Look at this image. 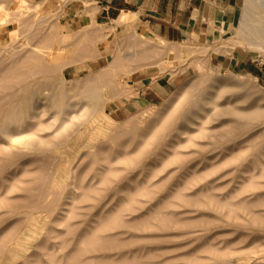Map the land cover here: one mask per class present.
<instances>
[{
	"label": "rangeland",
	"instance_id": "obj_1",
	"mask_svg": "<svg viewBox=\"0 0 264 264\" xmlns=\"http://www.w3.org/2000/svg\"><path fill=\"white\" fill-rule=\"evenodd\" d=\"M69 2L0 0V264H264V49L236 35L246 0L206 48L129 13L71 30ZM154 75L167 91H138Z\"/></svg>",
	"mask_w": 264,
	"mask_h": 264
},
{
	"label": "crops",
	"instance_id": "obj_2",
	"mask_svg": "<svg viewBox=\"0 0 264 264\" xmlns=\"http://www.w3.org/2000/svg\"><path fill=\"white\" fill-rule=\"evenodd\" d=\"M68 26L71 30L90 22L108 25L123 12L131 13L144 33L171 44L194 42L210 47L234 28L241 10L240 0H69ZM88 11V13H87ZM90 21V22H88ZM220 27V28H219ZM231 58L229 64L238 63ZM235 61V62H234ZM247 64H244L245 67ZM249 66V65H248ZM262 71V70H261ZM146 76L151 71L144 72ZM264 76V72H261ZM165 76L138 81V91L155 96L167 91Z\"/></svg>",
	"mask_w": 264,
	"mask_h": 264
},
{
	"label": "bare ground",
	"instance_id": "obj_3",
	"mask_svg": "<svg viewBox=\"0 0 264 264\" xmlns=\"http://www.w3.org/2000/svg\"><path fill=\"white\" fill-rule=\"evenodd\" d=\"M259 2V3H258ZM258 3V5H257ZM262 9V11H264V1L262 0H246V3L244 5V9L242 12V15L240 17V22L238 24V32H237V36L242 39L245 40L244 42H247L251 47L253 48H261L264 49V20H262L260 22V20H258L255 16V12L259 8ZM257 11V13H258ZM88 13V11H87ZM131 14V13H129ZM127 12H123L121 14V16L119 17V21H123L125 19H127L129 15ZM260 17V16H259ZM263 17V15H262ZM5 18V17H4ZM256 18V19H255ZM264 18V17H263ZM129 23V22H128ZM220 28V27H219ZM136 30V29H135ZM141 32V31H140ZM139 32V34L141 36H144L145 34H141ZM22 34V33H21ZM139 35V36H140ZM142 38V37H141ZM145 40V38H144ZM240 40V41H242ZM243 42V41H242ZM238 43V42H237ZM43 45V44H42ZM8 46V45H7ZM6 48V47H5ZM39 65V64H38ZM204 79V78H203ZM221 80V79H220ZM205 81V80H204ZM185 86H182L179 90L180 93L185 91ZM19 101V100H18ZM17 101V103H18ZM22 101V100H21ZM101 98L100 97H96L91 103H85L87 107V110H92V114L94 115L95 112L98 111V109L101 106ZM20 102V101H19ZM16 103V102H15ZM14 105V104H13ZM103 106V105H102ZM12 108V107H11ZM16 107H14L15 109ZM10 111V110H9ZM15 113H11L9 114L10 116L8 117V120L10 122H8V127L7 129L4 131V134L6 135V137L11 141V142H20L19 139L22 138V136H24V132L23 131H19L18 133L15 134L14 132V128L10 126V124L15 120L14 115ZM90 117V116H89ZM93 117V116H92ZM97 120V119H95ZM91 121V119H90ZM94 121V120H93ZM18 126V125H16ZM15 126V127H16ZM18 129V128H15ZM21 140V139H20ZM1 256V255H0Z\"/></svg>",
	"mask_w": 264,
	"mask_h": 264
}]
</instances>
